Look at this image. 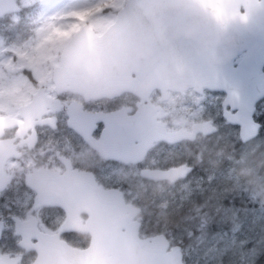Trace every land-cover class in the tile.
<instances>
[{"label": "water", "instance_id": "95a60500", "mask_svg": "<svg viewBox=\"0 0 264 264\" xmlns=\"http://www.w3.org/2000/svg\"><path fill=\"white\" fill-rule=\"evenodd\" d=\"M237 1L241 0H124L112 22L100 34L82 25L68 38L60 51L58 65L50 74L54 90L58 92L68 83L69 89L94 98L123 91L141 95L152 88L180 90L197 84L199 87L218 85L222 80L221 71L218 67L211 68L212 62L206 60L210 41L206 34L209 25L223 24L233 17L222 15L221 10L236 7ZM262 3L264 0L259 4L247 0L242 3L250 8L241 23L254 27V35L249 38L253 53L248 52L237 66L236 76L243 81L249 78L251 84L243 86L236 97L226 96L227 101L230 96L237 101L235 113L224 118L238 126L241 142L256 134L257 125L251 121L250 114L253 104L264 96V73L260 72L264 65ZM19 10L14 0H0V18ZM76 56L82 58L76 61ZM251 59L254 64L250 69L246 62ZM43 99L46 98L39 88L27 103L17 108L18 115L23 120L38 119ZM77 118L75 113L68 112V126L79 133ZM6 121L7 118H0V125ZM128 122L124 127L129 147L126 157L111 150L104 155L106 158L120 157L125 162H135L152 142H175L180 138L178 133H152L151 126H145L143 131L134 115ZM199 129L200 126L192 127L191 136ZM188 170L178 167L164 172L146 171L142 175L173 181ZM32 173L34 181L29 183L27 177L25 181L34 192L35 208L57 207L63 212V220L54 234L34 230L33 218L16 222L17 245L24 251H34L28 264H183L179 244L170 245L166 235L138 236L139 208L124 202L119 190L104 189L91 174L75 170L57 174L39 169ZM79 214L85 215L83 222ZM27 223L34 235H23V225ZM68 231L87 233V245L78 248L59 237V233ZM19 259V256L0 253V264H18Z\"/></svg>", "mask_w": 264, "mask_h": 264}, {"label": "flooded vegetation", "instance_id": "af4514ba", "mask_svg": "<svg viewBox=\"0 0 264 264\" xmlns=\"http://www.w3.org/2000/svg\"><path fill=\"white\" fill-rule=\"evenodd\" d=\"M247 1L257 4L261 2V0ZM242 3H246V0L237 1L236 7L221 10L222 15H233L230 19H226L225 23L208 26L209 30L206 36L210 41L207 43L209 48L206 60L212 62L211 68L218 67L221 71L222 80L218 85L199 87L197 84L195 87L189 86L180 90L152 88L141 95L123 91L112 96L90 98L86 94L84 97L79 92L69 89L68 83H65L64 89L56 92L50 79L51 73H49V87L38 86L32 89L29 94L30 98L37 89L41 88L46 98L41 101L42 114L38 119L23 120L18 115L17 108L27 103L29 98L15 107L12 112L5 111L0 114V118H7L5 125H0V240L2 235L16 237V240L13 241L15 249L10 253L0 250V253L19 256L18 264H21V259L26 253H29L28 264L34 257V251H24L17 245L16 241L19 237L15 235L16 222H25L33 218L35 220L33 229L42 233L54 234L58 232L63 220V212L57 207L40 206L35 208L34 192L25 181L26 177L29 183L34 181L33 170H47L57 174L74 170L89 173L97 185L104 189L119 190L122 199L127 202L124 199L121 185L109 184L104 175L117 170L123 171L124 174H131L129 176L133 174L140 181L150 184H165L168 185L167 187H172L188 181L189 183L186 184L188 188L193 189L195 186L200 189V184L192 183V178L203 179L202 184L208 187L214 179L213 177L205 178V175L218 172L219 169L230 164L225 159H220L215 153L216 151H204V147L208 146L212 139L225 136L229 131L233 133L231 138L237 145L264 139V133H261V130L264 129V121L261 119L264 117V96L252 106L250 119L257 125V131L250 140L241 142L238 138V126L227 122L224 118V115H233L236 111L234 106L237 101L236 98L230 99L231 96L236 97L243 86L247 87L251 84L249 78H245L243 81L236 76L237 66L248 52L253 53V49L249 45V38L254 35V27L241 23L243 16L250 13V8L244 7ZM262 4L264 5V3ZM21 10L9 15H19L20 17V14H23V12L20 13ZM260 10L263 12L264 8ZM79 15L88 17L90 14L81 13ZM82 25H86L96 35L105 29L96 31V28L94 29L89 24L87 18L80 20L74 31L67 35L58 48L54 67L58 65L59 54L64 44ZM21 27L17 22L14 28L19 30ZM81 58L82 56H76V61ZM71 59L73 60V56ZM253 61L251 59L246 62L248 68H252ZM260 72L264 73V65L261 66ZM111 75H115V73H111ZM130 76L132 75L130 74ZM227 95H231L228 101L226 100ZM68 112H73L78 116L76 125L79 128V133L68 126ZM133 115L137 118L139 125L143 126V131L145 126H151L152 133H178L180 134L179 140L175 142L156 140L135 162H125L120 157L115 160L106 158L104 155L111 153V150H117L118 154L126 157V149L129 147L126 143L127 134H125L124 127ZM195 126H200V129L191 136L192 127ZM84 139L91 141L93 145H89ZM253 157L255 160L258 158L256 153L253 154ZM178 167H185L189 170L183 177L173 181L154 180L142 175V172L146 171L164 172ZM256 173L258 174V170ZM22 192L31 193L33 197L29 209L23 216L11 211L16 198ZM200 199L202 198L200 197ZM179 206V204H175L171 211L180 214L176 210ZM138 214L140 215V213ZM78 217L81 222L85 219L84 214H79ZM28 224L23 225L25 228L23 235H34L35 232L30 230ZM58 235L61 239H64L62 235H86V241L79 245L69 244L64 239L69 245L78 248L85 247L88 242V234L84 232L68 231ZM179 246L182 263L188 264L186 255L183 253L181 245ZM260 262L264 264L260 260L254 264H260Z\"/></svg>", "mask_w": 264, "mask_h": 264}, {"label": "rangeland", "instance_id": "374dc122", "mask_svg": "<svg viewBox=\"0 0 264 264\" xmlns=\"http://www.w3.org/2000/svg\"><path fill=\"white\" fill-rule=\"evenodd\" d=\"M14 2L24 10V21L22 27L15 30L19 15H6L0 20V114L12 112L27 101L32 89L49 87V73L56 64L57 50L80 20L87 18L96 31L103 30L112 22L114 12L124 0ZM81 13L90 15L80 16ZM232 135L229 131L204 147V151H216L220 159L230 163L218 172L205 175L214 179L208 187L198 177L192 178V183L200 184V189L188 188V181L172 187L150 184L117 170L104 175L109 184H120L124 199L140 209L138 222L148 221L145 217L152 216L153 211L147 209L151 207L155 210L152 223L155 225L167 217L163 209L171 206L172 210L175 204L188 201L190 196L192 207L177 220L182 230L161 232L170 244L182 245L188 264L264 262V139L237 145ZM32 201L31 193L22 192L11 211L23 216ZM222 221L228 226L226 230L208 232L212 228L210 222ZM14 240V235H2L0 250L13 251Z\"/></svg>", "mask_w": 264, "mask_h": 264}, {"label": "trees", "instance_id": "16d2710c", "mask_svg": "<svg viewBox=\"0 0 264 264\" xmlns=\"http://www.w3.org/2000/svg\"><path fill=\"white\" fill-rule=\"evenodd\" d=\"M22 12L24 13V10H21L20 13ZM23 19H24L23 14H20L19 21H18V24L20 26H22L23 24L22 23L24 21ZM191 207H192V202L190 200V196H189L188 201L185 199L184 201L181 202L180 206L177 207L176 210L180 212L181 214H177L176 211L172 212L171 206H167L165 209H163V212L165 213L167 217L161 218L159 220V223H156L155 225H152V223L154 222L153 214L155 210L152 209L151 207H148L147 209L153 211V214L151 217H147V218L145 217V219H148L147 222H143L141 220L140 225H139V230H138L139 235H155V234L161 233L162 231L166 229L173 231V232H180L182 230L181 229L182 226L178 225L177 220L182 218L186 210H188ZM210 225L212 226V228H209L208 230V232L210 233L211 232L212 233L222 232L223 230H226L228 227L224 221L220 223L210 222ZM62 236L69 244H72V245H79L86 241V235H62ZM11 249L12 250L15 249V244H12ZM27 256H29V253H26L25 256L21 259V262H20L21 264H27L28 262Z\"/></svg>", "mask_w": 264, "mask_h": 264}, {"label": "snow or ice", "instance_id": "6c2138e0", "mask_svg": "<svg viewBox=\"0 0 264 264\" xmlns=\"http://www.w3.org/2000/svg\"><path fill=\"white\" fill-rule=\"evenodd\" d=\"M64 35H67L68 33H63ZM262 121H264V117L261 118ZM261 133H264V129L261 130Z\"/></svg>", "mask_w": 264, "mask_h": 264}, {"label": "bare ground", "instance_id": "6f19581e", "mask_svg": "<svg viewBox=\"0 0 264 264\" xmlns=\"http://www.w3.org/2000/svg\"><path fill=\"white\" fill-rule=\"evenodd\" d=\"M179 216V215H178Z\"/></svg>", "mask_w": 264, "mask_h": 264}]
</instances>
